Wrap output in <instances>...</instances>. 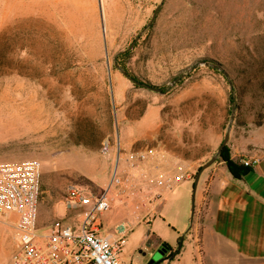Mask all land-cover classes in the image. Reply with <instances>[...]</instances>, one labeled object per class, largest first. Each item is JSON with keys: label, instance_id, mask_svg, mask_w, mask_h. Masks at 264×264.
I'll return each mask as SVG.
<instances>
[{"label": "rangeland", "instance_id": "obj_1", "mask_svg": "<svg viewBox=\"0 0 264 264\" xmlns=\"http://www.w3.org/2000/svg\"><path fill=\"white\" fill-rule=\"evenodd\" d=\"M262 79L264 0H0V160L40 162L49 211L64 208L70 184L102 189L118 146L153 149L149 172L190 180L171 209L177 220L155 214L152 224H190V185L213 154L222 160L227 130L232 159L231 146L264 154ZM120 205L104 213L124 219ZM13 219L0 215L3 264L16 247ZM130 234L125 258L163 257L153 242L140 252Z\"/></svg>", "mask_w": 264, "mask_h": 264}, {"label": "built area", "instance_id": "obj_2", "mask_svg": "<svg viewBox=\"0 0 264 264\" xmlns=\"http://www.w3.org/2000/svg\"><path fill=\"white\" fill-rule=\"evenodd\" d=\"M103 154L109 144L103 143ZM153 149L122 152L116 148L107 184L97 192L77 184L67 186L62 204L75 211L77 221L54 219L46 229L37 224L41 198V165L35 158L0 160V215L13 217L16 247L9 264H119L133 224L155 211L152 204L188 174L182 171L149 172L144 164ZM252 166L257 157L240 159ZM129 207V218L111 227L102 215L116 203Z\"/></svg>", "mask_w": 264, "mask_h": 264}, {"label": "crops", "instance_id": "obj_3", "mask_svg": "<svg viewBox=\"0 0 264 264\" xmlns=\"http://www.w3.org/2000/svg\"><path fill=\"white\" fill-rule=\"evenodd\" d=\"M231 151L235 159L257 157L258 162L240 177L232 176L222 160H215L203 168L195 188L196 206L191 213L190 224H152L155 214L177 220L171 209L177 195L185 189L189 177L157 199L152 204L155 211H151L142 223L133 224L130 235L136 245L141 244L139 251L143 254L141 250H146L145 242L167 246L162 258L157 261L145 258L143 264H149L151 260L150 264H264V154L256 156L251 149L238 150L234 146H231ZM181 188L183 190L180 191ZM42 193H48L43 185ZM42 199L37 222L40 230L64 215L72 220L77 217H71V211L66 212L60 201L46 211L41 205ZM120 209L122 212L128 210L126 218L130 217L127 205L117 212H121ZM120 219L112 214L102 215L105 228ZM164 220L161 219L162 222ZM1 228L4 229L0 225ZM170 229L175 243L169 241L172 235ZM124 256L122 253L119 264H134L136 258L140 257L139 253L129 259ZM0 264L3 262L0 261Z\"/></svg>", "mask_w": 264, "mask_h": 264}, {"label": "water", "instance_id": "obj_4", "mask_svg": "<svg viewBox=\"0 0 264 264\" xmlns=\"http://www.w3.org/2000/svg\"><path fill=\"white\" fill-rule=\"evenodd\" d=\"M158 8H159V4H158V5L156 6V8L154 9L153 14H152V17H151V19L149 20L148 24L151 23V21H152L154 15H155L156 11L158 10ZM137 38H138V36L135 37V39H134V40H133V41L127 46L126 49L131 48V47L133 46V44H134V42L136 41ZM123 73L127 76V74H126L124 71H123ZM128 78H129L130 80H132L135 84H140V85H143V86H146V87H150L148 84L143 83V82H139L138 80H136V79H134V78H132V77H129V76H128ZM153 89H156V88H153ZM232 117H233V114H231V118H232ZM228 137H229V130H227V131L225 132L224 137H223V139L221 140V142H220V144H219V146H218V148H217V153H219V151L221 150V148L226 144V142H227V140H228ZM216 157H217V154H213L208 160H206L205 162H203V163L201 164L200 168H199V169L197 170V172L195 173V176H194V178H193V186H192V198H191V200H192V207L194 206V203H193V201H194V193H195V188H196V184H197V182H198V178H199L200 172H201V170H202L203 168H205V167L209 166L211 163H213V162L215 161ZM192 209H193V208H192ZM165 250H166V247H165V246H162V249H160L161 254H163ZM151 261H152V260H151ZM151 261L149 262V264L151 263Z\"/></svg>", "mask_w": 264, "mask_h": 264}, {"label": "trees", "instance_id": "obj_5", "mask_svg": "<svg viewBox=\"0 0 264 264\" xmlns=\"http://www.w3.org/2000/svg\"><path fill=\"white\" fill-rule=\"evenodd\" d=\"M259 87L261 89H264V79H262L259 83ZM219 157L223 160L225 163L227 169L234 177H240L241 175L248 172L251 168V166L244 165L241 163L238 159L234 160L230 157L229 149L227 145H224L221 150L218 153ZM200 168V167H199ZM198 168V169H199ZM167 247V246H165Z\"/></svg>", "mask_w": 264, "mask_h": 264}]
</instances>
